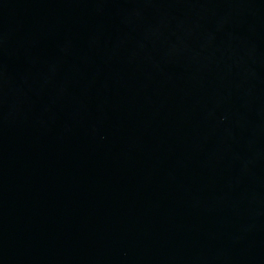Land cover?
<instances>
[{
	"label": "water",
	"instance_id": "95a60500",
	"mask_svg": "<svg viewBox=\"0 0 264 264\" xmlns=\"http://www.w3.org/2000/svg\"><path fill=\"white\" fill-rule=\"evenodd\" d=\"M0 264H264V0H0Z\"/></svg>",
	"mask_w": 264,
	"mask_h": 264
}]
</instances>
